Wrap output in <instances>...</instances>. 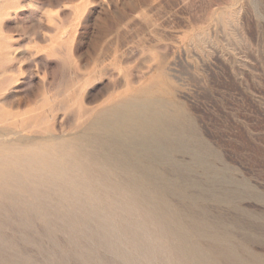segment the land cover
Returning <instances> with one entry per match:
<instances>
[{"label":"rangeland","instance_id":"obj_1","mask_svg":"<svg viewBox=\"0 0 264 264\" xmlns=\"http://www.w3.org/2000/svg\"><path fill=\"white\" fill-rule=\"evenodd\" d=\"M136 97L181 115L166 209L75 167ZM0 143V264H264V0H0Z\"/></svg>","mask_w":264,"mask_h":264},{"label":"bare ground","instance_id":"obj_2","mask_svg":"<svg viewBox=\"0 0 264 264\" xmlns=\"http://www.w3.org/2000/svg\"><path fill=\"white\" fill-rule=\"evenodd\" d=\"M180 125H181V115H180V113L176 112V111L175 112L171 111L167 105L161 103L156 98L136 97V98L132 99L131 101L120 103L115 109H111V110L108 109L106 111H102L101 113H98V115L96 116L94 122L91 124L90 133L84 137L85 141L88 143V146L90 148L89 149H79L77 151L76 154H77L78 161L76 160L77 162H76L75 167L78 168L84 176H92L93 177L92 179H94L92 181L97 182V184L99 183V185L106 186L111 191H119V190L121 191L122 190L123 191L122 194H124V198H126V199H134L135 201H143V202H147V201H150V200H155L154 202H156V203H153V204L158 205V206L162 207L163 209H166V205H165L164 201L162 200L163 198H162L161 194H160V196L158 195V196L152 198L147 193V191H154V192L160 191L161 193L166 194L167 191H170L171 189H173L175 187V182L173 180L167 178L165 176V174L160 171V166L163 165V164H167V165H169L171 167L176 166L174 164L173 156L176 153L180 152V151L186 150V143L184 142L183 131L181 129H179ZM0 144H2V143H0ZM64 144H67V143L65 142ZM2 146H4V145H2ZM61 146H63V145H61ZM74 146H75V144H74ZM44 147L46 149L47 145H45ZM63 148H66V147L64 146ZM58 149H60V148H58ZM14 151H17V149H15ZM36 151L39 152L38 150H36ZM46 151H48V150H46ZM60 151H62V150H60ZM9 152H10V150H9ZM0 154H2V153H0ZM42 154H43V152H42ZM56 154H58V153H56ZM24 155H27V154L24 153ZM13 156H15V155H13ZM70 156H71V154H70ZM74 156H75V154H74ZM24 158H25V156H24ZM31 158H32V156H31ZM8 160H9V158H8ZM57 160L59 161V159H57ZM0 161H2V160H0ZM34 162H35V160L34 161L32 160V163H34ZM38 162L40 163V161H38ZM73 162H75V161H73ZM10 163H8V164H10ZM59 163L61 165V162H59ZM22 164H23V162H22ZM27 164L29 165V163H27ZM5 165H6V163H5ZM14 166H15V164H13V167ZM43 166H44V164H43ZM50 166H49V168H50ZM58 166H59V164H58ZM68 166H70V165H68ZM16 167H18V166H16ZM33 167H35L34 164H33ZM8 168H9V166H8ZM36 168H38V167L36 166ZM43 168H45V167H43ZM15 169L17 170V168H15ZM70 169H69V171H70ZM37 170H39V168ZM63 170H64V168H63ZM67 170H68V168H67ZM18 171H19V169H18ZM32 171L33 170H31V172ZM2 172H3L2 174H4L3 170H2ZM36 173H37V171H36ZM55 173H56V171H55ZM28 174H29V172H28ZM58 174H59V172H58ZM69 174H70V172H69ZM49 175H50V172H49ZM5 176H7V175H5ZM56 176L57 177L53 176L55 178V180H56V178H59L58 175H56ZM11 177H13V176L11 175ZM39 177H41V176H39ZM68 177H67V179H68ZM8 180L10 181V179H8ZM60 180H61V178H60ZM78 180H80V179H78ZM4 181H7V180H4ZM11 181L13 182V179ZM63 181H65V180H63ZM89 181H91V180L89 179ZM2 182H3V180H2ZM58 182H60V181H58ZM11 183H10V185H12L11 187H13V184H11ZM24 183H25V181H24ZM7 184H9V183H7ZM72 184H70V185H72ZM87 185H88V183H87ZM161 185H163L164 187H161ZM14 186H15V182H14ZM77 186H78V184H77ZM26 187H27V185H26ZM35 189H38V188L35 187ZM78 189H79V186H78L77 190ZM55 190H57V189L55 188ZM58 190L60 191L61 189H58ZM72 190L73 189L71 188L70 191H72ZM89 190H90V188H89ZM15 191H16V189H15ZM61 191H60V194H62ZM67 191L70 193L69 190H67ZM81 191H84L83 188H82ZM44 192H46V191H44ZM90 192H91V190H90ZM15 193H17V191ZM76 193L78 194L79 191L76 192ZM87 193H89V192H87ZM24 194H25V191H24ZM84 194H85V192H84ZM73 195L74 194L72 193V196ZM78 195L76 197H79ZM10 196H11V194H10ZM62 196L63 195H61V197ZM69 196H70V198L72 197L71 195H69ZM81 196H83V195H81ZM80 198H82V197H80ZM110 198H112V197L110 196ZM28 199H30V198H28ZM66 200H67V196H66ZM11 201H12V199H11ZM37 201H39V200H37ZM37 201H36V203H38ZM112 202H115V201L112 200ZM29 203H31V202H29ZM30 207H31V205H30ZM33 207H34V205H33ZM120 208H121V206H120ZM142 208L145 210L144 207H142ZM25 209H27V208H25ZM123 209H125V208H123ZM136 211H138V210H136ZM171 220L173 222V225H177L176 217L173 214L171 215ZM150 222H152V221H150ZM145 223H147V222H145ZM141 225H142V222H141ZM148 226H149V224H148ZM120 232H121V230H120ZM134 232H136V231H134ZM151 232H153V231H151ZM160 236H162V235H160ZM163 237H165V236H163ZM204 254H205V252H204ZM150 261H151V259H150Z\"/></svg>","mask_w":264,"mask_h":264}]
</instances>
